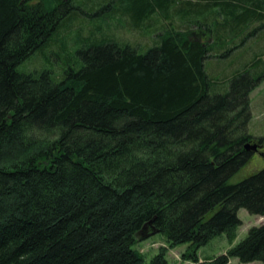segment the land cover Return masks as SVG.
Returning <instances> with one entry per match:
<instances>
[{
    "label": "trees",
    "instance_id": "1",
    "mask_svg": "<svg viewBox=\"0 0 264 264\" xmlns=\"http://www.w3.org/2000/svg\"><path fill=\"white\" fill-rule=\"evenodd\" d=\"M208 1L264 21V0ZM132 2L136 24L157 8L170 18L173 0ZM73 8L0 0V264H169L179 244L193 264H264V223L222 254L197 255L218 234L234 241L240 208L264 215V168L228 183L253 153L249 93L264 73L250 65L214 92L210 44L172 27L145 52L104 38L78 50V68L20 72ZM153 230L167 246L147 261L133 246Z\"/></svg>",
    "mask_w": 264,
    "mask_h": 264
},
{
    "label": "rangeland",
    "instance_id": "2",
    "mask_svg": "<svg viewBox=\"0 0 264 264\" xmlns=\"http://www.w3.org/2000/svg\"><path fill=\"white\" fill-rule=\"evenodd\" d=\"M109 1L111 0H72L75 8L69 10V21L45 49L32 53L17 69L28 73L47 68L59 75L61 70L79 67L81 59L77 54L78 50L85 49L92 43L99 44L104 38L127 42L139 52H145L153 46L161 32L172 27L189 29L196 37L210 44L204 69L213 82L214 92L225 91L228 80L250 65L254 76L264 73V21L244 23L241 8L235 10L236 15L240 13L238 20L236 15H230L226 10L220 13V4L210 3L208 0H173L169 8V19H163L157 8L147 20L136 24L135 18L129 13L132 0L122 3ZM180 9L182 12H179ZM249 107L251 118L247 132L254 137L252 143H257L256 139L264 136V78L249 93ZM259 146L262 148L253 151L249 160L228 183H237L264 168V143ZM237 216L241 224L237 227L234 241L229 243L224 233L214 236L198 248L200 260L222 254L230 246L240 242L250 227L264 223V215L250 214L244 208L237 211ZM137 239L133 248L139 250L147 261L158 253L160 247L167 246L161 233ZM187 247L188 244L168 247L166 258L169 264H193L182 259ZM228 264L259 262L242 263L237 258H232Z\"/></svg>",
    "mask_w": 264,
    "mask_h": 264
},
{
    "label": "water",
    "instance_id": "3",
    "mask_svg": "<svg viewBox=\"0 0 264 264\" xmlns=\"http://www.w3.org/2000/svg\"><path fill=\"white\" fill-rule=\"evenodd\" d=\"M244 148L246 150H250V151H254L255 152V151L258 150L259 145L257 143L248 142V143H246L244 145ZM155 233H156V231L153 230V231L150 232V235L155 234Z\"/></svg>",
    "mask_w": 264,
    "mask_h": 264
},
{
    "label": "flooded vegetation",
    "instance_id": "4",
    "mask_svg": "<svg viewBox=\"0 0 264 264\" xmlns=\"http://www.w3.org/2000/svg\"><path fill=\"white\" fill-rule=\"evenodd\" d=\"M259 145H260V144H259ZM261 148H262V146H261ZM261 148H260V146H259L258 150H260Z\"/></svg>",
    "mask_w": 264,
    "mask_h": 264
}]
</instances>
